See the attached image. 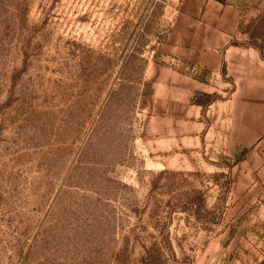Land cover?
<instances>
[{"label":"rangeland","instance_id":"rangeland-1","mask_svg":"<svg viewBox=\"0 0 264 264\" xmlns=\"http://www.w3.org/2000/svg\"><path fill=\"white\" fill-rule=\"evenodd\" d=\"M0 264H264V0H0Z\"/></svg>","mask_w":264,"mask_h":264}]
</instances>
